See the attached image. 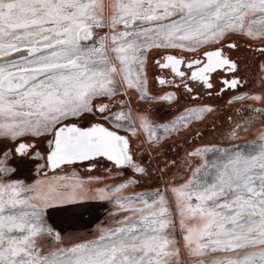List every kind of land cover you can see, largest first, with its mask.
I'll list each match as a JSON object with an SVG mask.
<instances>
[{
	"label": "snow or ice",
	"instance_id": "obj_1",
	"mask_svg": "<svg viewBox=\"0 0 264 264\" xmlns=\"http://www.w3.org/2000/svg\"><path fill=\"white\" fill-rule=\"evenodd\" d=\"M239 40L264 56V0H0V264H264V60L247 89ZM91 202L92 238L49 223Z\"/></svg>",
	"mask_w": 264,
	"mask_h": 264
},
{
	"label": "flooded vegetation",
	"instance_id": "obj_2",
	"mask_svg": "<svg viewBox=\"0 0 264 264\" xmlns=\"http://www.w3.org/2000/svg\"><path fill=\"white\" fill-rule=\"evenodd\" d=\"M238 43L240 44L239 50L231 52V56L234 59L238 60V62L240 64V69H241L239 74L242 76H245L248 79L249 83H248V85H246V88L251 89L253 87L254 79L256 76L257 63L260 60H264V56H261L257 53H253V52L249 51L247 42H245L243 40H239ZM149 71L152 74H155L157 70L154 67H151L149 69ZM152 87H153V91H158V89H159V86L156 85L155 82H153ZM243 90L244 89H242L241 91H243ZM229 95H230V93H226L224 95V97H222V98L213 97L209 101L210 103H214L215 105H217L219 108V119L216 121V126H217L218 130L225 128L227 126V117L232 112V109L225 107V101ZM187 102H188L187 97L184 95L183 91L181 90L180 91V103H181V105H183L184 103H187ZM177 107H179V106L173 105L172 107H168L167 105H156L152 108V112H153L154 118L159 119V120H167L176 114ZM211 138L212 137L209 134V132L205 131L204 139L208 140ZM170 144H171V142L169 144H166L164 146V148L162 149L163 157H166L169 159L174 158V156L180 155L181 154L179 152L180 148L190 147L188 139H185L183 142L176 141V147H177L178 151H177V153H173ZM162 159L163 158L153 161L152 166H151L152 169H154L158 164L160 166H163L162 165ZM102 166H103V164L101 165V167ZM80 171L82 173L84 172V170L82 168L80 169ZM150 171H151V169H150ZM172 171L174 172V171H176V169H172ZM156 183H158V178L155 174H152V175H150V177L144 178L142 180L141 185L139 186V188L137 190H142L144 188L154 186Z\"/></svg>",
	"mask_w": 264,
	"mask_h": 264
},
{
	"label": "crops",
	"instance_id": "obj_3",
	"mask_svg": "<svg viewBox=\"0 0 264 264\" xmlns=\"http://www.w3.org/2000/svg\"><path fill=\"white\" fill-rule=\"evenodd\" d=\"M93 204V202H91ZM75 206V205H74ZM75 209H81L75 206ZM61 219L63 220L61 225H55L57 230H62L66 240H70L73 237L86 238L93 235L99 225H92L97 220H104L105 216H99L92 220V214L86 210L68 212L66 210L61 211ZM92 223V224H91Z\"/></svg>",
	"mask_w": 264,
	"mask_h": 264
},
{
	"label": "rangeland",
	"instance_id": "obj_4",
	"mask_svg": "<svg viewBox=\"0 0 264 264\" xmlns=\"http://www.w3.org/2000/svg\"><path fill=\"white\" fill-rule=\"evenodd\" d=\"M40 146L43 147L42 145H40ZM102 167L98 171L97 174H101L102 173V171H103ZM20 176H21V178H27V180L29 182H31V180L35 177V173L34 172H30L28 168L24 167V165H21L20 166ZM110 207H111V205L103 206L102 202H93V204H90V206H88L87 208H81V209H77L75 211H79L80 212L82 210H86L87 212L92 214V220H95L98 217V215L100 217L104 215L105 218H104L103 221L99 219V221L97 220L95 223H93V224L91 223L92 225H102L108 218V209ZM72 209H75L74 205L68 206V210H66V211L72 212V213L75 212ZM63 210H64L63 208H56V209L50 210V212H49V215H50L49 223H52L54 226L55 225H61V224L64 225V223H62L63 220L60 218L61 215H62L61 211H63ZM92 236L93 235H90V236H88L86 238H83V239H90V238H92ZM75 238H77V237H75ZM72 239H74V237Z\"/></svg>",
	"mask_w": 264,
	"mask_h": 264
}]
</instances>
